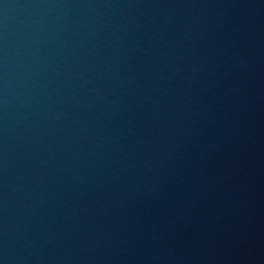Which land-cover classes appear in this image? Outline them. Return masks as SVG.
Returning a JSON list of instances; mask_svg holds the SVG:
<instances>
[{
    "label": "water",
    "instance_id": "95a60500",
    "mask_svg": "<svg viewBox=\"0 0 264 264\" xmlns=\"http://www.w3.org/2000/svg\"><path fill=\"white\" fill-rule=\"evenodd\" d=\"M88 0H0V224L36 116Z\"/></svg>",
    "mask_w": 264,
    "mask_h": 264
}]
</instances>
